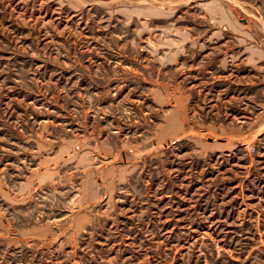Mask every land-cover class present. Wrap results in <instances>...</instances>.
<instances>
[{"label": "rangeland", "instance_id": "374dc122", "mask_svg": "<svg viewBox=\"0 0 264 264\" xmlns=\"http://www.w3.org/2000/svg\"><path fill=\"white\" fill-rule=\"evenodd\" d=\"M0 264H264V0H0Z\"/></svg>", "mask_w": 264, "mask_h": 264}]
</instances>
